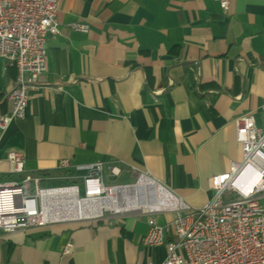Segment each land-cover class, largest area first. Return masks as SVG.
I'll return each mask as SVG.
<instances>
[{"label": "crops", "instance_id": "obj_1", "mask_svg": "<svg viewBox=\"0 0 264 264\" xmlns=\"http://www.w3.org/2000/svg\"><path fill=\"white\" fill-rule=\"evenodd\" d=\"M57 20L46 72L1 138L0 183L12 179L6 152L18 151L27 174L101 163L207 204L210 179L242 161L234 120L264 129V0H229L227 13L216 0H61ZM1 65L4 114L16 70ZM147 220L111 213L0 236V264H161L165 248L142 243Z\"/></svg>", "mask_w": 264, "mask_h": 264}, {"label": "built area", "instance_id": "obj_2", "mask_svg": "<svg viewBox=\"0 0 264 264\" xmlns=\"http://www.w3.org/2000/svg\"><path fill=\"white\" fill-rule=\"evenodd\" d=\"M60 1L0 0V70H4L2 63L16 70L13 87L6 95L10 109L0 114V141L14 119L24 118L29 94L46 72L45 43L47 37L59 34ZM216 1L227 13L229 0ZM74 29L87 31L80 24L74 25ZM234 126L242 161H231L227 173L210 179L213 197L207 204L194 209L178 201L177 207L142 213L148 216L142 243L149 248H165L166 257L161 264H264V188L250 183L254 179L264 180V129L256 126L252 116L235 119ZM5 155L12 179L0 183L2 237L53 224L97 220L105 212L89 220L55 218V201L62 204L58 212L63 213L68 208L63 206L67 190L84 201L103 199L110 190L118 189L105 185L101 163L72 167L69 161L62 160L57 165L59 175H32L25 172L23 153L7 151ZM77 173H83L80 184H74ZM119 174L116 168L109 170L111 178ZM54 181L69 184L47 186ZM225 196H229V201H224ZM158 213L171 214V218L159 223L155 217ZM73 250V243L68 241L62 254L70 255Z\"/></svg>", "mask_w": 264, "mask_h": 264}, {"label": "bare ground", "instance_id": "obj_3", "mask_svg": "<svg viewBox=\"0 0 264 264\" xmlns=\"http://www.w3.org/2000/svg\"><path fill=\"white\" fill-rule=\"evenodd\" d=\"M250 176L251 174L247 177L250 178ZM246 181L248 182V180ZM250 183H255L258 187L264 188V180L254 179ZM64 194L63 206L66 204L68 207L67 212H58L62 204L55 201L58 202L55 218L64 217V219H75L77 221L94 219L103 212L128 213L140 211L142 213H154L180 205L177 199L147 177H141L138 184L133 187L110 190L107 197L103 199L82 201L78 200L72 191L67 190Z\"/></svg>", "mask_w": 264, "mask_h": 264}, {"label": "rangeland", "instance_id": "obj_4", "mask_svg": "<svg viewBox=\"0 0 264 264\" xmlns=\"http://www.w3.org/2000/svg\"><path fill=\"white\" fill-rule=\"evenodd\" d=\"M140 178L141 177L139 175H134V176H131V177L129 176V178H127V180H123V178H120V177L117 178V179H114V178H111L110 176H108L106 171L103 173V181H104L105 185H107L109 187H119V186H121V187H127V186H134V185H136L139 182ZM67 184H69V183L56 181V182H50V183H48V186H50V187H52V186H65V185L67 186ZM224 201L225 202L229 201V196H225L224 197ZM67 209L68 208H66L64 211L67 212ZM128 213L142 214V212H140V211H132V212H128ZM109 214H111V213L105 212L102 215V217H104L105 215H109ZM117 215H119V214H117ZM155 216L158 217V218L161 217V219L163 221H165V222L169 221L170 218H171V214H159L158 213V214H155Z\"/></svg>", "mask_w": 264, "mask_h": 264}, {"label": "water", "instance_id": "obj_5", "mask_svg": "<svg viewBox=\"0 0 264 264\" xmlns=\"http://www.w3.org/2000/svg\"><path fill=\"white\" fill-rule=\"evenodd\" d=\"M148 178V177H147ZM149 179V178H148ZM151 181H153L155 184H157L159 187H161L164 191H166V189H164L162 186H160L158 183H156L154 180H152V179H150ZM138 184V183H137ZM128 188L129 187H133V186H127ZM123 188H125V187H121V186H119L118 187V189H123ZM166 192H168V191H166ZM169 193V192H168ZM170 194V193H169ZM150 213H153V212H150Z\"/></svg>", "mask_w": 264, "mask_h": 264}, {"label": "trees", "instance_id": "obj_6", "mask_svg": "<svg viewBox=\"0 0 264 264\" xmlns=\"http://www.w3.org/2000/svg\"><path fill=\"white\" fill-rule=\"evenodd\" d=\"M44 174H47V173L44 172Z\"/></svg>", "mask_w": 264, "mask_h": 264}]
</instances>
